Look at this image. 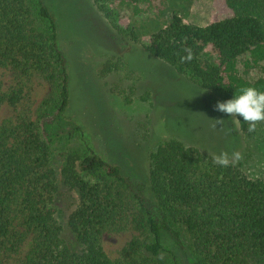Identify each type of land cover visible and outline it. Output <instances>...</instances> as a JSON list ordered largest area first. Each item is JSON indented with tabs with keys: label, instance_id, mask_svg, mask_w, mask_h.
Masks as SVG:
<instances>
[{
	"label": "trees",
	"instance_id": "1",
	"mask_svg": "<svg viewBox=\"0 0 264 264\" xmlns=\"http://www.w3.org/2000/svg\"><path fill=\"white\" fill-rule=\"evenodd\" d=\"M212 4L215 13L204 26L172 12L143 49L220 101L242 87L264 90V0ZM56 29L43 0H0V65L17 79L8 92L0 81V105L17 111L14 121L0 124V256L11 257L7 264H159L164 253L177 257L163 236L183 249L181 232L190 241V264H264V181L234 164L210 163L201 171L198 151L169 139L149 155L145 182L123 174L89 145L56 168L54 142L81 132L66 113L69 74ZM207 50L213 61L202 59ZM239 65L256 68L258 77L246 79ZM33 74L50 86L38 120L25 104ZM62 187L77 193L65 226L57 206ZM128 224L145 230L146 240H131L125 258L112 261L102 235Z\"/></svg>",
	"mask_w": 264,
	"mask_h": 264
},
{
	"label": "rangeland",
	"instance_id": "2",
	"mask_svg": "<svg viewBox=\"0 0 264 264\" xmlns=\"http://www.w3.org/2000/svg\"><path fill=\"white\" fill-rule=\"evenodd\" d=\"M121 1L43 0L56 18L58 47L67 61L66 113L81 128V132L71 137L62 134L54 142L56 168L68 154L83 155L89 145L106 161L120 165L123 174L145 182L149 155L158 144L176 139L198 151L201 171L210 163L218 164L223 154L227 163L238 166L248 177L264 181V121L250 130L248 122L216 111L219 99L201 92L187 77L176 75L167 63L143 49L149 36L168 24L172 12L185 23L206 25L215 13L212 0ZM214 57L207 50L202 59L213 61ZM238 69L249 80L259 75L256 68L239 65ZM0 81L3 91H10L17 81L15 72L0 65ZM24 89L28 93L25 104L38 120L50 86L42 76L33 74ZM16 115V109L0 105V124L14 121ZM147 194L152 198L148 189ZM76 201L74 190L60 189L57 206L63 226ZM146 237L145 230L128 224L122 230L105 232L101 246L112 261H121L131 240L144 242ZM181 239L184 248L178 249L163 236L177 257L173 260L164 253L159 264H190L189 238L181 232ZM26 250L25 243L19 256ZM10 261L11 257L0 256V264Z\"/></svg>",
	"mask_w": 264,
	"mask_h": 264
},
{
	"label": "clouds",
	"instance_id": "3",
	"mask_svg": "<svg viewBox=\"0 0 264 264\" xmlns=\"http://www.w3.org/2000/svg\"><path fill=\"white\" fill-rule=\"evenodd\" d=\"M214 107L218 112L248 122L251 130L256 122L264 121V90L252 86L242 87L230 99L217 101ZM218 163L227 164L223 154L218 158Z\"/></svg>",
	"mask_w": 264,
	"mask_h": 264
}]
</instances>
